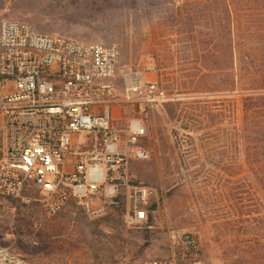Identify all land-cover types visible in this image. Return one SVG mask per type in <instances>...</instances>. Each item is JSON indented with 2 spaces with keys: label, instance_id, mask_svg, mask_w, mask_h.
<instances>
[{
  "label": "rangeland",
  "instance_id": "rangeland-1",
  "mask_svg": "<svg viewBox=\"0 0 264 264\" xmlns=\"http://www.w3.org/2000/svg\"><path fill=\"white\" fill-rule=\"evenodd\" d=\"M4 19L116 45L118 91L137 73L167 98L147 122L149 158L127 167L151 190L146 223L128 226L121 207L92 220L0 196L1 244L38 264H142L177 255L168 233L183 229L198 250L182 263L264 264V112H245L234 80L250 59L233 52L264 42V0H0ZM114 113L124 124L133 110Z\"/></svg>",
  "mask_w": 264,
  "mask_h": 264
},
{
  "label": "built area",
  "instance_id": "built-area-1",
  "mask_svg": "<svg viewBox=\"0 0 264 264\" xmlns=\"http://www.w3.org/2000/svg\"><path fill=\"white\" fill-rule=\"evenodd\" d=\"M119 65L116 45L0 22V196L37 202L49 215L73 204L92 220L124 201V222L146 223L151 190L131 183L127 167L149 158L147 122L167 94L137 73H126L119 92ZM123 103L133 110L124 124L114 113ZM168 238L178 254L142 264H202L181 262L197 252L195 235L173 229ZM0 264L38 263L0 243Z\"/></svg>",
  "mask_w": 264,
  "mask_h": 264
},
{
  "label": "trees",
  "instance_id": "trees-1",
  "mask_svg": "<svg viewBox=\"0 0 264 264\" xmlns=\"http://www.w3.org/2000/svg\"><path fill=\"white\" fill-rule=\"evenodd\" d=\"M254 36V34H251ZM260 38L256 37L251 39V41H259ZM264 42H260L255 47H246V54H242L240 49L236 51V48H233V52L240 53L242 58L245 56L249 58L247 63L248 66L243 69L244 79L238 81L234 80L236 86L239 85L238 93L245 94L243 96V106L246 113L254 112V110L262 109L264 112ZM242 65V64H241ZM239 66V68L241 67ZM238 68V67H237ZM238 68V69H239ZM124 209V201H121V205L118 208Z\"/></svg>",
  "mask_w": 264,
  "mask_h": 264
}]
</instances>
